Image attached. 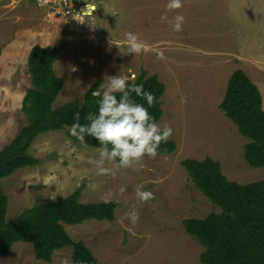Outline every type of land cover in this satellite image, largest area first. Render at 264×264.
<instances>
[{"label": "rangeland", "instance_id": "374dc122", "mask_svg": "<svg viewBox=\"0 0 264 264\" xmlns=\"http://www.w3.org/2000/svg\"><path fill=\"white\" fill-rule=\"evenodd\" d=\"M111 2L117 13L99 18L105 37L90 41L63 24H50L29 0H0V151L28 124L22 101L32 87L27 62L36 45L62 49L54 69L65 82L54 107L82 99L99 79L103 83L122 75L133 81L142 70L157 75L166 87L163 116L157 124L173 129L177 149L168 156H146L142 170L97 175L91 163L98 157L97 148L74 141L70 128L42 134L29 151L39 164L0 181L8 197L7 220L81 187L83 203L105 202L110 192V202L118 203L114 221L65 226L73 241L85 243L97 264H202L204 248L186 233L183 221L205 219L220 209L194 186L180 163L211 158L232 182L247 185L263 180L264 169L245 162L247 139L219 104L230 76L244 71L238 64L244 65L264 100V0H183V7L172 12L166 10L168 0ZM165 14L169 20L183 15L182 30L174 31L161 21ZM125 32L137 34L149 50L127 53ZM159 52L163 59H157ZM182 97L187 103H181ZM93 183L96 189L90 187ZM141 185L155 198L141 203L135 195ZM120 187L126 189L123 195ZM133 207L140 213L135 226L125 219ZM0 264H73L72 248L57 251L53 261L45 263L34 258L31 244L19 242L10 254L0 256Z\"/></svg>", "mask_w": 264, "mask_h": 264}, {"label": "trees", "instance_id": "16d2710c", "mask_svg": "<svg viewBox=\"0 0 264 264\" xmlns=\"http://www.w3.org/2000/svg\"><path fill=\"white\" fill-rule=\"evenodd\" d=\"M62 49L52 46H34L28 56V71L32 87L22 101V112L28 124L12 142L0 151V181L16 171L39 164L30 154L33 142L42 134L64 131L74 123L79 112L81 124L88 113H98L96 97L92 91L102 83L97 80L82 99H76L54 107L63 90L64 79L56 73L54 64ZM2 51L0 48V57ZM129 85L143 84L156 100L149 107L146 100L132 94V99L148 108L158 123L162 116L161 99L166 87L157 75L149 76L145 70ZM119 99L120 94L117 93ZM223 115L231 120L240 134L247 139L244 146L245 162L252 168L264 169V109L259 88L243 70H236L230 77L224 99L219 105ZM69 136L74 141L77 137ZM84 142L91 148L100 147L98 141L85 136ZM177 149L170 138L162 143L159 154L168 156ZM194 186L216 207L220 213H211L205 219H186V233L196 240L204 252L202 264H264V178L247 185L228 180L221 164L211 158L202 161L185 159L180 163ZM83 188L58 200L40 202L24 210L13 220H7L8 197L0 183V256H7L15 243L31 244L34 258L51 263L57 251L72 248L73 264H97V259L84 242L72 240L65 226L81 225L89 220L112 222L118 203H83Z\"/></svg>", "mask_w": 264, "mask_h": 264}, {"label": "clouds", "instance_id": "9594fccd", "mask_svg": "<svg viewBox=\"0 0 264 264\" xmlns=\"http://www.w3.org/2000/svg\"><path fill=\"white\" fill-rule=\"evenodd\" d=\"M168 12L177 11L183 7V0H168ZM184 16L175 15L169 20L167 14L160 17L161 21L171 24L174 31H181ZM113 43L112 41H110ZM124 43L127 53L139 55L149 50V46L133 32L124 33ZM157 59H163V53L157 54ZM134 79V78H133ZM117 93L120 94L119 99ZM146 100L149 107L153 106L156 98L153 93L146 91L143 84L129 85L128 78L122 75L108 77L99 87L92 91V96L99 98L98 113H88L84 119L87 124L80 123V113L74 114V123L70 126V134L83 141L84 137L95 138L100 147L97 148L98 157L91 161L97 169V175L115 176L120 169L135 168L142 170L144 158L154 159L162 143H167L172 137L173 129L165 125L161 128L154 117L149 114L148 108L132 99V94ZM181 103H187L182 97ZM96 189V184H90ZM125 187L119 188V194L125 193ZM135 195L141 203L154 199L151 191H144L143 186H137ZM112 194L105 195V202H110ZM125 219L135 226L140 221V213L133 207L125 213Z\"/></svg>", "mask_w": 264, "mask_h": 264}, {"label": "built area", "instance_id": "2783aa9c", "mask_svg": "<svg viewBox=\"0 0 264 264\" xmlns=\"http://www.w3.org/2000/svg\"><path fill=\"white\" fill-rule=\"evenodd\" d=\"M39 8L50 24H63L70 33L101 40L98 5L95 0H29Z\"/></svg>", "mask_w": 264, "mask_h": 264}, {"label": "crops", "instance_id": "0c3cea01", "mask_svg": "<svg viewBox=\"0 0 264 264\" xmlns=\"http://www.w3.org/2000/svg\"><path fill=\"white\" fill-rule=\"evenodd\" d=\"M97 1V5H98V8H99V12H100V16L98 17V22H99V18L101 16H106V15H110L112 14V12H116L115 11V7L114 5L112 4L111 0H96ZM117 13V12H116ZM113 17H116V14L113 16ZM111 21V20H110ZM103 32V31H102ZM104 37H105V34L103 33ZM102 40V39H101ZM237 66L239 67H242L244 69V72L250 77V75L248 74L247 70L244 68V65L243 64H238ZM235 72V71H234ZM231 77V76H230ZM230 79V78H229ZM228 79V81H229ZM228 81H227V84H228ZM257 84V82H256ZM258 85V84H257ZM227 88V87H226ZM226 93V92H225ZM220 105V104H219ZM263 109H264V100H263ZM255 169H259V168H255ZM251 179L254 178V175L253 173H251ZM246 179H249V178H246Z\"/></svg>", "mask_w": 264, "mask_h": 264}]
</instances>
